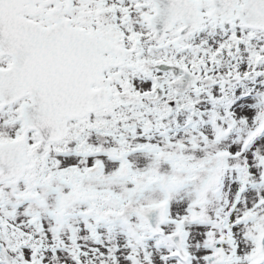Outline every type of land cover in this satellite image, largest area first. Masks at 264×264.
Here are the masks:
<instances>
[{
    "label": "snow or ice",
    "instance_id": "snow-or-ice-1",
    "mask_svg": "<svg viewBox=\"0 0 264 264\" xmlns=\"http://www.w3.org/2000/svg\"><path fill=\"white\" fill-rule=\"evenodd\" d=\"M0 264H264V0H0Z\"/></svg>",
    "mask_w": 264,
    "mask_h": 264
}]
</instances>
